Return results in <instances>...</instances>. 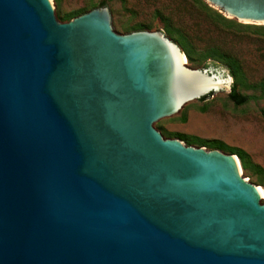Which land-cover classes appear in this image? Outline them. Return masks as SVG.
Here are the masks:
<instances>
[{"label": "water", "instance_id": "obj_1", "mask_svg": "<svg viewBox=\"0 0 264 264\" xmlns=\"http://www.w3.org/2000/svg\"><path fill=\"white\" fill-rule=\"evenodd\" d=\"M203 1L264 26V0ZM113 26L0 0V264H264L263 188L155 127L233 77Z\"/></svg>", "mask_w": 264, "mask_h": 264}, {"label": "rangeland", "instance_id": "obj_2", "mask_svg": "<svg viewBox=\"0 0 264 264\" xmlns=\"http://www.w3.org/2000/svg\"><path fill=\"white\" fill-rule=\"evenodd\" d=\"M102 2H106L114 30L119 34H129L135 32L131 30L132 27L146 25L150 28L142 31L162 32L173 40L168 35L170 29L174 35L189 36L200 47L214 44L228 48L242 60L250 81L264 78V43L259 41L258 36L245 33L237 37L230 31H218L206 19L196 0H62L60 7L56 6V15L63 21L61 15L84 9L88 13L100 8ZM188 66L201 69L189 63ZM211 66L226 77L230 74L220 64ZM230 91L231 85L205 102L193 101L178 114L156 123L155 127L165 138L181 134L203 141H219L228 148L242 149L264 171V99L235 107L227 99ZM244 92L251 94V91ZM204 106L206 111H202ZM242 175L264 190L260 183L261 175H251L244 170Z\"/></svg>", "mask_w": 264, "mask_h": 264}, {"label": "trees", "instance_id": "obj_3", "mask_svg": "<svg viewBox=\"0 0 264 264\" xmlns=\"http://www.w3.org/2000/svg\"><path fill=\"white\" fill-rule=\"evenodd\" d=\"M56 6L59 8L62 0H54ZM197 4L202 8L205 13L206 19L220 32H231V34L240 37L241 34H253L258 36L259 41L264 43V26L259 27L256 25L239 24L234 20L227 19L218 11L209 7L203 0H196ZM99 7H107L106 2L100 3ZM87 13V9L82 11L67 13L61 15L63 21H71L72 19ZM150 27L146 25H137L132 27V31H142ZM174 31L168 30V35L173 37L172 41L177 43L186 55L188 63L193 67L206 69L211 64H220L228 69L230 75L233 77V85L230 93L227 96L229 102L235 107H242L252 101L264 99V78L258 81H250L247 77L244 63L237 57L233 51L224 48L220 45H206L203 47L198 46L196 42L187 35L176 34ZM243 38V37H242ZM244 91H251V94ZM215 94L212 93L208 96L201 98L200 102H205ZM204 106L202 111H206ZM174 138L184 141L187 145H198V147H207L208 149L228 151L230 154L236 155L243 170L249 172L251 175H261L260 183L264 187V171L258 165L254 164L249 154L242 149L228 148L224 143L219 141H203L186 135L176 134Z\"/></svg>", "mask_w": 264, "mask_h": 264}, {"label": "bare ground", "instance_id": "obj_4", "mask_svg": "<svg viewBox=\"0 0 264 264\" xmlns=\"http://www.w3.org/2000/svg\"><path fill=\"white\" fill-rule=\"evenodd\" d=\"M182 59H183V62H185V57L184 56H182ZM218 83H219V85H222L224 83V81L223 80H219ZM261 194H262V196H264V191H261Z\"/></svg>", "mask_w": 264, "mask_h": 264}]
</instances>
